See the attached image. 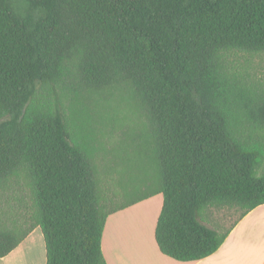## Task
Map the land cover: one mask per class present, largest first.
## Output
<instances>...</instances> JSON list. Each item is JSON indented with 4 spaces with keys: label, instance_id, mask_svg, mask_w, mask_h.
Returning <instances> with one entry per match:
<instances>
[{
    "label": "trees",
    "instance_id": "trees-1",
    "mask_svg": "<svg viewBox=\"0 0 264 264\" xmlns=\"http://www.w3.org/2000/svg\"><path fill=\"white\" fill-rule=\"evenodd\" d=\"M263 58L264 0H0V258L40 228L45 264H107L157 194L159 251L215 252L264 204Z\"/></svg>",
    "mask_w": 264,
    "mask_h": 264
},
{
    "label": "crops",
    "instance_id": "crops-1",
    "mask_svg": "<svg viewBox=\"0 0 264 264\" xmlns=\"http://www.w3.org/2000/svg\"><path fill=\"white\" fill-rule=\"evenodd\" d=\"M158 195L161 194L152 197L156 200ZM158 199L156 205L159 212L162 199ZM143 204L138 202L107 217L101 239V249L107 264H264V204L255 207L242 217L215 252L195 261H178L159 251L154 238L156 220L148 228L146 227V236L140 234L142 237L139 236L137 240L133 238L131 232L135 226V219L140 214L139 207ZM130 210H136L134 215ZM124 215L125 220L122 221ZM32 232L22 243L29 239ZM15 249L0 258V262L11 257ZM26 257V250L20 249L13 260L15 264H29L30 261Z\"/></svg>",
    "mask_w": 264,
    "mask_h": 264
},
{
    "label": "rangeland",
    "instance_id": "rangeland-1",
    "mask_svg": "<svg viewBox=\"0 0 264 264\" xmlns=\"http://www.w3.org/2000/svg\"><path fill=\"white\" fill-rule=\"evenodd\" d=\"M256 67H259L257 70V73L264 75V58L262 62L257 61ZM159 196V195H158ZM158 198L162 199V196L156 198V200L152 197V199H149L148 201H140L144 203L142 206L139 207V216L135 219V226L132 229L133 238L136 240L138 237H142L140 234H143V236H146L147 232L145 231L146 227L148 228L154 220H157L156 218L159 215V212L157 211V205ZM151 200V202H149ZM162 206V205H161ZM161 209V208H160ZM134 211L136 210H130V213L134 215ZM129 215V213H126ZM239 212L233 210V209H215L212 208L210 210V217H209V225H215L220 230H224L228 228L238 217ZM157 216V217H156ZM125 220V215L122 217V221ZM145 231V232H144ZM144 232V233H143ZM22 243V242H21ZM26 250V258L30 261L29 264H44L46 258H45V245L43 240V235L40 230V228H36L33 230L31 236L29 239L24 241L22 244H20L19 247H17L14 251V253L9 257L6 261L0 262V264H15V261L13 258L16 253L20 250Z\"/></svg>",
    "mask_w": 264,
    "mask_h": 264
}]
</instances>
